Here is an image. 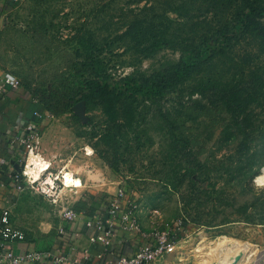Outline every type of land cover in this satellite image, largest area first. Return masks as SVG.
Returning <instances> with one entry per match:
<instances>
[{
	"label": "rangeland",
	"instance_id": "374dc122",
	"mask_svg": "<svg viewBox=\"0 0 264 264\" xmlns=\"http://www.w3.org/2000/svg\"><path fill=\"white\" fill-rule=\"evenodd\" d=\"M243 1L22 0L0 28V71L51 93L49 117L72 132L71 153H83L73 154L70 170L79 168L91 183L128 187L152 228L180 240L158 264H199L202 256L209 264H264V98L249 106L259 128L245 135L224 104H210L197 93L189 97L198 82L220 76L236 82L259 74L264 89L259 39L237 23ZM227 19L235 28L217 37ZM157 40L162 46L151 52ZM190 41L204 45L205 58L210 47L226 48L187 78L181 95L175 90L152 109L142 104L126 112L111 95L85 90L91 77L118 84L179 60L188 52L172 44ZM159 108L188 139L182 151L183 145L171 142ZM115 123L122 128L111 143L104 135ZM198 163L202 170L192 175ZM223 237L230 243L224 251L218 245Z\"/></svg>",
	"mask_w": 264,
	"mask_h": 264
},
{
	"label": "crops",
	"instance_id": "0c3cea01",
	"mask_svg": "<svg viewBox=\"0 0 264 264\" xmlns=\"http://www.w3.org/2000/svg\"><path fill=\"white\" fill-rule=\"evenodd\" d=\"M20 2L0 0V28L5 24L7 15ZM1 74L2 71L0 77ZM0 113V214L4 209H9L12 223L26 235L22 240L10 241L9 246L17 253H24L32 248L52 251L69 259H76L73 264H82L86 253L90 254L91 259H97L96 255L104 247L91 240L96 230L88 228L86 218L93 216L104 198L115 194L119 185L112 181L91 183V179L79 168L70 170V165L74 162L71 160L75 157L73 154L80 156L83 153L79 150L71 153L76 142L72 132L58 119L49 117L50 111L32 87L22 84L19 88L10 87L6 92L0 89ZM30 121L40 124L42 137L39 154L51 163L52 171L62 168L70 170L82 181L78 187L65 188L71 195L74 207L84 212L76 220L69 221L62 217L55 205L39 191H18L14 187L11 175L24 168L27 153L24 147L11 144L10 137L24 133L25 126ZM98 185L107 186L96 187ZM138 215L143 229L152 230L153 226L147 221V211L141 208ZM147 240L149 239L139 234L119 231L107 250L104 261H114L121 255L132 254L139 244Z\"/></svg>",
	"mask_w": 264,
	"mask_h": 264
},
{
	"label": "trees",
	"instance_id": "16d2710c",
	"mask_svg": "<svg viewBox=\"0 0 264 264\" xmlns=\"http://www.w3.org/2000/svg\"><path fill=\"white\" fill-rule=\"evenodd\" d=\"M243 2L245 4H243V11L237 14V23L241 24L244 32H251L258 37L259 48L264 54V1H260L257 4V0H245ZM230 20L228 21L227 19V23L222 29L215 30L217 37L221 36L222 33H227L230 26L232 29L235 28L234 26L236 25H234L233 19ZM214 41L216 42L215 39ZM172 45V48L186 51L188 55H185L186 57L182 56L179 60H168L164 62L162 67H158L152 72H144L140 73L139 76L130 75L121 78L118 84L115 82L112 84L107 78L105 80L99 77H91L86 81L85 90H89L92 96H97L98 94L111 95L117 102H120V109L126 112H137L142 104L152 109L154 104L160 103L162 99L167 98L168 94L175 90L178 91V95H181L183 91L181 86L187 78L192 76V74L201 72L202 66L207 61L214 59L216 54L221 53L226 48V45L221 46L222 49H220V46L219 48L210 47V54L205 58V47L201 42L195 44L193 41H190L182 42L179 45ZM161 46L160 40L153 41L150 51L155 52ZM205 53L207 52L205 51ZM262 77V75L256 74L252 76L251 80H246L250 79V77L247 78L245 75L237 79L238 81L236 80V82L225 80L222 76L213 77L212 79H207V81L203 79L189 92V97L193 98V95L197 93L206 98L210 104H224L231 113L233 125L245 133V135H249L259 128L253 123L251 117L253 110L249 109V106L253 102L260 103L261 99L264 98L263 85L258 87V84L262 82ZM33 91L45 103L46 108L51 110L53 107L49 103L51 93L39 91L38 89H33ZM139 93H142V95H139ZM68 96H70L68 98H72V95L69 94ZM157 115L163 119V124L167 126L171 142L174 146L183 145L179 150L185 149L189 145V141L183 135L176 132L179 127L175 119L170 117V114L165 112L163 108L158 109ZM121 128V125L115 123L109 127L104 137L110 140L111 143H116ZM187 160L189 163L193 161L189 156ZM197 165H199L198 168H194L191 171L192 175L202 170L201 164L198 163ZM183 223L187 225V221L180 222V224Z\"/></svg>",
	"mask_w": 264,
	"mask_h": 264
},
{
	"label": "built area",
	"instance_id": "2783aa9c",
	"mask_svg": "<svg viewBox=\"0 0 264 264\" xmlns=\"http://www.w3.org/2000/svg\"><path fill=\"white\" fill-rule=\"evenodd\" d=\"M22 1V0H14ZM21 80L9 71H4L0 77V89L6 92L10 87H21ZM0 113V120H1ZM42 129L40 124L30 121L25 126L24 133L14 134L10 137V143L18 147H24L26 165L20 172L12 173L11 179L18 191L32 189L39 191L55 205L58 212L66 220L73 221L81 217L83 211L77 210L71 200V195L65 190L66 184L62 177L63 168L52 171L51 165L45 169L37 179L27 173L28 157L31 151L40 153V141ZM141 204L135 192L124 185H120L117 192L108 195L102 201L101 206L93 216L86 218L88 228L95 229L96 234L91 240L103 245L104 250L96 255L97 259H91L86 253L82 264H158L166 254L176 251L177 242L165 231L152 229L145 231L139 220L138 212ZM135 233L149 240L139 244L136 250L129 255H121L114 261H104L107 250L113 244L115 235L119 232ZM25 233L14 226L11 220V212L4 209L0 214V264H73L76 259H69L65 255L57 254L48 250L30 249L24 253L15 252L9 242L22 240Z\"/></svg>",
	"mask_w": 264,
	"mask_h": 264
},
{
	"label": "bare ground",
	"instance_id": "6f19581e",
	"mask_svg": "<svg viewBox=\"0 0 264 264\" xmlns=\"http://www.w3.org/2000/svg\"><path fill=\"white\" fill-rule=\"evenodd\" d=\"M88 149L90 150L89 153H92L93 152V149L91 147H89ZM50 165H51V163L48 160H46L44 157H42L40 154H38L35 151H31L30 154H29V157H28L27 173L30 174L35 179H37V178H39L41 176L42 172L45 169H47V168L50 167ZM63 173H64V176L62 177V179L65 182L66 186H77L78 187V185H80L82 183L81 179L75 177L72 171H70V170H63ZM259 180L260 181H264V175L263 176H260L259 177ZM75 184H77V185H75ZM233 243L234 244H232V246H233L232 249L235 248L234 246H238V243L237 242H233ZM228 244L230 245L229 239L226 238V237L221 238L220 242H218V245L220 247L222 246L224 248L223 251L226 250L227 248H229L228 247ZM241 246H242V244H241ZM227 251H229V250H227ZM232 253H234V252H232ZM200 260L201 261L199 262V264H209L208 263L209 261L207 259H205L204 256H202V258Z\"/></svg>",
	"mask_w": 264,
	"mask_h": 264
},
{
	"label": "water",
	"instance_id": "95a60500",
	"mask_svg": "<svg viewBox=\"0 0 264 264\" xmlns=\"http://www.w3.org/2000/svg\"><path fill=\"white\" fill-rule=\"evenodd\" d=\"M262 171L264 172V168L262 169Z\"/></svg>",
	"mask_w": 264,
	"mask_h": 264
}]
</instances>
